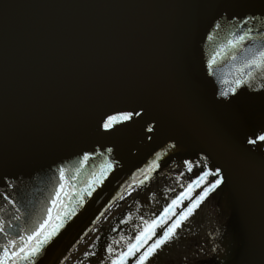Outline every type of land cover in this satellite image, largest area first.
Listing matches in <instances>:
<instances>
[{
  "label": "water",
  "instance_id": "95a60500",
  "mask_svg": "<svg viewBox=\"0 0 264 264\" xmlns=\"http://www.w3.org/2000/svg\"><path fill=\"white\" fill-rule=\"evenodd\" d=\"M221 3L226 11L216 7ZM248 15L264 16V0H0V222L8 233H0V245L35 231L63 183L52 215L75 212L36 258V264H62L138 180L208 156V170H225L226 183L213 196L227 210V252L206 264H264L261 97L253 89L241 97L250 113L242 126L217 103L226 99L219 92L233 86L223 81L231 82L262 43L221 47ZM135 105L146 106L142 119L116 125L111 135L98 132L105 114ZM153 117L159 131L148 140ZM84 153L91 154L87 163ZM157 154L159 167L149 173ZM107 160L114 166L100 182Z\"/></svg>",
  "mask_w": 264,
  "mask_h": 264
},
{
  "label": "snow or ice",
  "instance_id": "6c2138e0",
  "mask_svg": "<svg viewBox=\"0 0 264 264\" xmlns=\"http://www.w3.org/2000/svg\"><path fill=\"white\" fill-rule=\"evenodd\" d=\"M229 5L221 3L216 5V7L221 10L226 11ZM223 19V17H222ZM245 25H252L245 28ZM235 27V26H234ZM215 29L221 28L220 20H217L214 24ZM237 31L241 34L237 35ZM256 32L257 35H253ZM232 39L228 41L227 45H222V48H230L232 50L242 48L243 44L247 40L260 39L262 43L253 51L250 58H247L239 69L238 75L231 81H223V83L231 85L226 91L219 92L220 97L226 99L219 100L217 103L223 104L232 109V119L238 124L243 125L249 118V111L240 103L241 97L248 94V89H253L254 92L258 93L262 101V114H264V82H261L254 88V82L259 79L264 81V16L248 15L243 20L238 22V27L235 31L230 33ZM208 39L211 40L212 36L209 35ZM220 55L217 52L212 59L208 61L207 68L209 75H214L213 66L217 63L216 57ZM232 60H236L235 51L231 56ZM231 97V99H227ZM147 114L146 106L135 105L129 109L118 110V115H106L105 118H101L98 122V132L103 129L101 135L107 134L111 135L113 129L116 125H127L128 122L136 123L135 117L143 118V115ZM159 131V121L153 117L152 121L146 124L145 137L148 140H152L156 132ZM258 140L264 141V135H259ZM251 144H256V139H251L248 141ZM179 141L175 143H170L168 145L169 149H176L178 147ZM112 148H107L106 152L111 154ZM104 153H101L103 155ZM91 158L90 153H84L82 163H87ZM160 154H157L155 160L152 161L151 165L148 166L147 172H152L159 167ZM204 161L208 160V156L203 157ZM187 169L189 172L193 170V162L185 161ZM114 166L112 160H107L105 164L101 165V172L99 175L100 182L103 181L105 174L110 171ZM79 171V170H77ZM143 171V170H142ZM60 180L65 179V169L63 167L59 168ZM225 170L223 166H215L214 170L209 169L207 171H202V174L190 182L184 192H181L176 199L172 200V203L164 208L161 216L153 220L151 223L145 221V226L143 230L136 235L134 242H129L127 244V250H121L115 253L110 261V264H128V260L131 257H136V264H147L151 257L156 256L165 245H169L173 240L177 239V230L180 229L185 221L189 219L190 216L196 211L197 208L209 197V195L215 192L221 185L226 183ZM209 177L214 179L209 180ZM150 179L149 176H145V180ZM143 184L144 181H141ZM203 185L202 192L192 200V193L195 191L196 187ZM65 185L61 183L59 185V190L55 193V198L52 200V206L48 209V217L42 223L39 224L38 228L31 234L20 236L19 239H8L7 243L0 245V264H36V258L41 256L45 246L50 244L53 239L59 234V230L65 226V221L67 217L75 212V208L70 211H65L61 215L60 211H57L55 217L52 215L53 208L60 202L61 194L63 193ZM87 195H92V188L86 190ZM66 196L67 194L64 193ZM83 194L80 196V201L83 203ZM185 199L191 201L190 205L179 215V217L174 220L160 235L157 237V228L161 227L172 215H176L173 211L177 205L183 203ZM0 233H4L5 236L8 235L5 232L4 224L0 222ZM155 237V239H153ZM149 241H152L149 243ZM95 247V245H93ZM107 253L113 254L115 252L111 244L107 246ZM139 255L137 256V254ZM86 255H95V253H86Z\"/></svg>",
  "mask_w": 264,
  "mask_h": 264
},
{
  "label": "bare ground",
  "instance_id": "6f19581e",
  "mask_svg": "<svg viewBox=\"0 0 264 264\" xmlns=\"http://www.w3.org/2000/svg\"><path fill=\"white\" fill-rule=\"evenodd\" d=\"M195 164H199V163H193V168H195ZM186 172V174H185ZM171 175V174H170ZM178 176H182L184 178H186L187 181L196 179L198 176H196V173H191L187 171V168H182L181 170L177 171L176 173H174V177ZM169 175L165 174L162 175L161 178H167ZM173 178V176H172ZM209 180H212L211 177H209ZM141 181L145 182V178H141L140 180H138L133 186H131V188H129L127 190V192L125 194H123L122 197H120L118 200H116L114 202L113 205H111L106 212L102 215V217L95 223V225L93 226V229L77 244V246L70 252V254L68 255V258L65 260V262L63 264H78L80 262V256L83 253V251L88 248L90 242L92 241V239L94 240L97 236V234L102 231V229H106L110 226V224L112 223L113 219L116 218L118 215H123V219L125 220V222L129 221V231L128 233L125 235L124 240L122 241L121 244L115 245L113 248L115 250V253H118L121 250H127V244L129 242H134L136 235L139 234V232L141 230H143L144 226H145V221H148L149 223H151L153 220L157 219L155 217H153V215H157V213L162 210L163 208L161 207L162 203H166L167 204L164 206H168L172 203V200L176 199L178 195H176L177 193H179L182 189L181 187L184 186L183 183H179V185H181L180 188H163L158 192V195L161 194L160 196H155L156 191H157V187H152L154 184L159 183V180L156 181V179H150L148 181H146L145 183L139 184L141 183ZM148 182V183H147ZM140 185H142L140 187ZM140 187L139 189L143 188L145 191L142 197H138V190H135V188ZM203 190L201 188L196 189L195 188V193L198 196ZM207 198L200 207V211L209 203V201L211 199ZM162 202V203H161ZM211 203V207L215 206L214 202H210ZM181 205V211L179 212V214H176L175 212V208H177V206L174 208V212H175V217L170 216V218L172 217L173 219H177L179 217V215L190 205V200L189 199H185L183 201V203ZM221 208L219 207V210ZM208 210V208H207ZM197 212V209H196ZM222 214L220 213V217L221 220L223 221V217L226 218V214H227V210L225 209V207H223L221 209ZM214 213V212H213ZM213 215H216L215 213ZM193 217H190L191 220L193 221L192 224H195V219H196V215H192ZM218 217V220L219 218ZM169 218V219H170ZM191 220L189 223V227L186 225L188 224V220L185 221L182 225V227L180 229L177 230L178 236L177 239L173 240L169 245H165L164 248L154 257H151L149 259V261L147 262V264H165L168 261H170V264H175L178 261L182 260V259H178L179 256V248H185L184 249V256H187L186 253L189 252V247H188V243L187 240L192 239V237H194L195 239H200V237L198 235H201L202 237H206V234L208 233V225H203L201 227V225H196L192 227V231H191ZM206 220V219H205ZM174 220L170 219V221H167L166 225H170ZM217 221V217L214 220V222ZM221 221V222H222ZM134 222L138 223L140 222V225H134ZM142 222V223H141ZM213 222V223H214ZM184 227V230H182V228ZM163 228V227H162ZM165 229V228H163ZM162 229V230H163ZM161 230V228H160ZM189 234V237H188ZM161 234H159L158 231V235L157 237H159ZM197 236V237H195ZM131 238V239H130ZM155 239V237L153 238ZM121 240V239H120ZM131 240V241H130ZM202 240H199V242H201ZM152 241H149V243H151ZM217 243H213L210 242L209 240L206 241V245L209 247V251L207 253L212 254L213 256V260L220 258L222 256H224L227 252V250L225 251L224 248V244L221 241H216ZM188 247V248H187ZM200 247H202V244L200 243ZM187 249V250H186ZM202 251V248H200ZM225 251V252H224ZM224 252V253H223ZM112 255V254H111ZM110 255V256H111ZM139 255V253L137 254V256ZM174 256V257H173ZM102 257V256H101ZM106 260L109 259V254L107 256V254L105 255ZM128 264H136V257H131L128 260Z\"/></svg>",
  "mask_w": 264,
  "mask_h": 264
},
{
  "label": "rangeland",
  "instance_id": "374dc122",
  "mask_svg": "<svg viewBox=\"0 0 264 264\" xmlns=\"http://www.w3.org/2000/svg\"><path fill=\"white\" fill-rule=\"evenodd\" d=\"M163 186L172 187V186H170L167 183L166 184L160 183V184H158L157 187L159 188V187H163ZM152 187H155V184ZM202 187H203V185H202ZM192 197H194V196H192ZM210 202L213 203L214 201L213 200H210L209 203H208V205H207V207L205 206L201 211L199 210L200 207H201V205H200V207L197 208V212L195 211L193 213V215H196L197 217H196V219L194 221L195 224H192L191 223V231H192L193 225L194 226H196L198 224L199 225H204V223H205L206 225H208L209 227L211 226L212 228L214 226H216V225H214L217 222V221L214 222V220L216 219V215H213L215 213V211H216V207L215 206H212L211 207V203ZM207 208H208V210H207ZM154 216L155 215H153V217ZM174 217H175V215H174ZM191 217H193V216H191ZM170 219L175 220L172 217ZM170 219L167 220V221H170ZM206 221H207V223H206ZM135 224L138 226V225H140V222H138V223L134 222L133 225H135ZM186 225L188 226V228H190L189 227L190 226L189 225V221H188V224H186ZM168 226L169 225L168 224L166 225V223H165L160 228L162 230L163 228L166 229ZM217 226H218V223H217ZM165 229H163L162 231H164ZM213 229L214 230H219L220 228H213ZM182 230H184V227L182 228ZM107 235H110L109 240L104 243L103 242V239ZM198 236L201 237V235H198ZM188 237H189V234H188ZM195 237H197V236H195ZM192 238H193L192 241L189 239L186 242V243H188V247H189V252L186 253L187 256H184V254H183L185 248H183V247L182 248H179V256H178V259H182V260L178 261L175 264H206V263H208L209 258H212L213 257L212 254H206V253H204L203 251L200 250L198 243H199V240H201V239H195L194 237H192ZM122 241L123 240L122 239L120 240L118 236L113 238V236H112V234H110V232L105 233L104 235L100 236L97 240H95L94 241L95 243L93 242L92 244H90V249L89 250L87 248V251L84 252L83 254H81V256H80V262L78 264H110V261H111V259L113 258V256L115 254H112L111 255V254L107 253V251H106L107 246L109 244H111L112 247H114L115 245L121 244ZM93 245H96V246L93 247ZM195 245H197V248H195ZM97 250H99V252L96 254V251ZM202 252H203V254H202ZM86 253H95V255L89 256V255H86ZM106 254H107V256L109 254V259L108 260H106L105 258H103V257H105ZM165 264H170V261H168Z\"/></svg>",
  "mask_w": 264,
  "mask_h": 264
}]
</instances>
